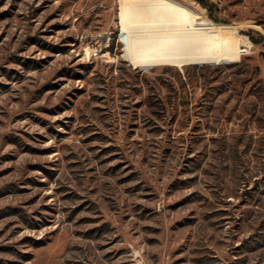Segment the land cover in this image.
Instances as JSON below:
<instances>
[{
	"label": "rangeland",
	"instance_id": "obj_1",
	"mask_svg": "<svg viewBox=\"0 0 264 264\" xmlns=\"http://www.w3.org/2000/svg\"><path fill=\"white\" fill-rule=\"evenodd\" d=\"M208 1L0 0V264H264V0Z\"/></svg>",
	"mask_w": 264,
	"mask_h": 264
},
{
	"label": "trees",
	"instance_id": "obj_2",
	"mask_svg": "<svg viewBox=\"0 0 264 264\" xmlns=\"http://www.w3.org/2000/svg\"><path fill=\"white\" fill-rule=\"evenodd\" d=\"M197 1H199L204 6H206L208 8L210 16L213 17L212 5L209 3V1L208 0H197ZM248 34L250 35V37H251V39L253 40L254 43H260V42H262L264 40V35L263 34L259 38H256L255 36L251 35L250 33H248Z\"/></svg>",
	"mask_w": 264,
	"mask_h": 264
},
{
	"label": "built area",
	"instance_id": "obj_3",
	"mask_svg": "<svg viewBox=\"0 0 264 264\" xmlns=\"http://www.w3.org/2000/svg\"><path fill=\"white\" fill-rule=\"evenodd\" d=\"M93 50L97 52V56L100 55V50L98 48H93Z\"/></svg>",
	"mask_w": 264,
	"mask_h": 264
},
{
	"label": "bare ground",
	"instance_id": "obj_4",
	"mask_svg": "<svg viewBox=\"0 0 264 264\" xmlns=\"http://www.w3.org/2000/svg\"><path fill=\"white\" fill-rule=\"evenodd\" d=\"M94 55H97V52L96 51H94Z\"/></svg>",
	"mask_w": 264,
	"mask_h": 264
}]
</instances>
